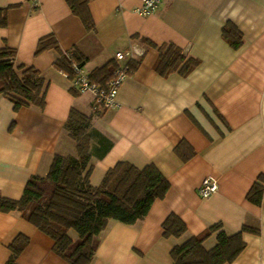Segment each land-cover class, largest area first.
Returning <instances> with one entry per match:
<instances>
[{
	"label": "crops",
	"instance_id": "1",
	"mask_svg": "<svg viewBox=\"0 0 264 264\" xmlns=\"http://www.w3.org/2000/svg\"><path fill=\"white\" fill-rule=\"evenodd\" d=\"M142 0H90L95 22L87 30L66 0H0L7 24L0 27V48L17 51V63L34 66L49 82L46 105L15 109L0 95V195L19 199L29 180L49 173L55 155H75L76 142L66 128L72 108L91 115L93 128L112 146L94 139L91 174L101 184L119 161L139 168L154 164L170 182L163 199L136 224L111 220L100 236L92 264H174L175 245L222 223L233 234L245 226L246 248L232 263L264 264V195L261 205L247 195L264 174V0H162L149 16L138 12ZM242 34L236 48L223 36L227 24ZM54 35L63 52H80L92 72L131 52L138 63L122 84L117 105L95 108L90 92H79L54 63L56 50L36 53L42 37ZM157 45L175 44L198 65L184 75L155 69ZM105 143V142H104ZM103 145V146H102ZM214 178L219 189L204 198L199 188ZM180 216L187 232L164 236L163 222ZM23 234L30 242L20 264H68L54 240L19 212L0 211V264L9 245ZM216 234L205 241L211 249Z\"/></svg>",
	"mask_w": 264,
	"mask_h": 264
},
{
	"label": "trees",
	"instance_id": "2",
	"mask_svg": "<svg viewBox=\"0 0 264 264\" xmlns=\"http://www.w3.org/2000/svg\"><path fill=\"white\" fill-rule=\"evenodd\" d=\"M71 11L84 23L87 30L95 29V22L89 7L90 0H66ZM7 24V8H0V27ZM224 38L234 47L242 44V34L229 23L223 28ZM149 46L159 49L160 56L155 69L161 75L172 72L184 75L199 63L198 59L187 56L175 44L157 45L142 38ZM56 50L59 57L55 68L74 77L73 63L85 66L86 58L80 52H63L54 35L42 37L36 53ZM17 51L9 46L0 48V95L14 103L15 109L46 105L49 82L42 72L34 66L17 63ZM117 61L112 60L103 67L95 69L91 76L99 84L105 85L113 75ZM131 70L138 63L130 61ZM91 115L72 108L66 128L76 142L75 155H55L46 176H33L27 183L21 198L13 200L0 195L1 212H19L21 216L54 240V252L68 264H92L101 234L111 220L133 225L144 219L153 204L165 198L171 185L163 173L150 164L139 168L128 161H119L110 168L101 184L93 185L91 174L94 139L101 140L105 149L111 142L93 128ZM105 142V143H104ZM102 145V146H103ZM264 195V174H261L250 189L247 199L261 205ZM164 236L180 238L187 230V224L176 215H169L163 222ZM71 230L76 236L70 234ZM249 231L259 234L258 229L245 226L238 233L229 234L222 223L210 226L200 235L190 237L175 245L171 252L174 264H227L234 262L246 248L243 233ZM216 234L214 247H205V241ZM30 242V238L18 235L9 245L11 252L5 264H20L18 259Z\"/></svg>",
	"mask_w": 264,
	"mask_h": 264
},
{
	"label": "built area",
	"instance_id": "3",
	"mask_svg": "<svg viewBox=\"0 0 264 264\" xmlns=\"http://www.w3.org/2000/svg\"><path fill=\"white\" fill-rule=\"evenodd\" d=\"M162 0H142L138 12L143 16H149L155 13ZM131 52L118 51L116 53L117 67L105 85L99 84L92 79L91 73L88 72L84 66L79 63H73L74 77L72 83L75 88L83 92H91L95 98V105L97 107L108 108L117 105V96L122 84L125 82L131 72ZM68 77V73L63 72ZM219 183L214 178H206L199 188V194L207 198L218 191Z\"/></svg>",
	"mask_w": 264,
	"mask_h": 264
},
{
	"label": "rangeland",
	"instance_id": "4",
	"mask_svg": "<svg viewBox=\"0 0 264 264\" xmlns=\"http://www.w3.org/2000/svg\"><path fill=\"white\" fill-rule=\"evenodd\" d=\"M61 72H64V71H61ZM68 78L69 79H71L70 77H69V75H68ZM72 80V79H71ZM91 93V92H90ZM94 96V95H93ZM94 104H95V98H94ZM113 107H115V106H113ZM113 107H108V108H113ZM95 108H100V107H97L96 105H95ZM102 108V107H101ZM95 128V127H94ZM70 234H72V236H76V232L74 231V230H71V232H70Z\"/></svg>",
	"mask_w": 264,
	"mask_h": 264
}]
</instances>
